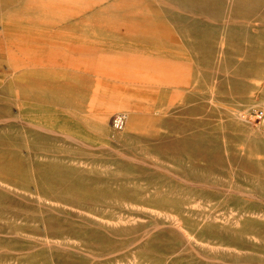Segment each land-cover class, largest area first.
Masks as SVG:
<instances>
[{"label":"rangeland","instance_id":"374dc122","mask_svg":"<svg viewBox=\"0 0 264 264\" xmlns=\"http://www.w3.org/2000/svg\"><path fill=\"white\" fill-rule=\"evenodd\" d=\"M0 264H264V0H0Z\"/></svg>","mask_w":264,"mask_h":264},{"label":"bare ground","instance_id":"6f19581e","mask_svg":"<svg viewBox=\"0 0 264 264\" xmlns=\"http://www.w3.org/2000/svg\"><path fill=\"white\" fill-rule=\"evenodd\" d=\"M73 1V0H72ZM76 1V0H75ZM50 2V1H49ZM55 2H57V1H55ZM61 2V1H60ZM65 2H67V0H65ZM36 4V3H35ZM32 5V2H31V4L30 3H28V2H26V3H23V4H21V6L19 7V11H20V14H19V18H17L16 20H17V22H23V23H33V24H37V25H39V24H41V21H46L45 19L43 20V17H42V15H41V12H40V10H41V8L42 7H40L39 5ZM67 4V3H66ZM170 5H173V4H170ZM79 6V5H78ZM117 6V5H116ZM112 7V6H111ZM124 7V6H123ZM49 8V7H48ZM54 8V7H53ZM56 8V7H55ZM67 8V7H66ZM170 8H172V7H170ZM45 9V8H44ZM64 9V8H63ZM62 9V10H63ZM70 9V8H69ZM89 9V8H88ZM119 9V8H118ZM120 9H121V7H120ZM123 10H125V9H123ZM128 10H130V9H128ZM172 10H174V9H172ZM61 11V10H60ZM59 11V12H60ZM69 11V10H68ZM72 11V10H71ZM90 11V10H89ZM133 11V10H132ZM175 11V10H174ZM178 11V10H177ZM181 11V10H180ZM179 11V12H180ZM74 12L76 13V9H74ZM134 12V11H133ZM17 13V12H16ZM55 13H57V12H55ZM77 13H78V11H77ZM95 14V13H94ZM50 15V14H49ZM120 15V14H119ZM53 16V15H52ZM75 16V15H74ZM56 17V16H55ZM53 18V17H52ZM69 18V15H67V13L66 14H62V15H59V17H58V19H59V21L60 22H58V24H61V23H63V22H65V20L66 19H68ZM140 18V17H139ZM48 19V18H47ZM54 19V18H53ZM53 19L51 20V22L53 23L54 21H53ZM74 19V18H73ZM142 19V18H141ZM69 20V19H68ZM71 21V20H70ZM77 21V20H76ZM38 22H39V24H38ZM50 22V21H49ZM74 22V21H73ZM29 25V24H28ZM43 25H45V24H43ZM42 25V26H43ZM88 25V24H87ZM49 26V25H48ZM60 26V25H59ZM88 28V27H87ZM95 28V27H94ZM54 30V29H53ZM87 30H89V28L87 29ZM86 33H88V32H86ZM98 58V57H97ZM136 65H138V63L136 64ZM156 73H158V72H156ZM173 75V74H172ZM40 128V127H39ZM42 129V128H41ZM45 130V129H44ZM144 164V163H143Z\"/></svg>","mask_w":264,"mask_h":264},{"label":"crops","instance_id":"0c3cea01","mask_svg":"<svg viewBox=\"0 0 264 264\" xmlns=\"http://www.w3.org/2000/svg\"><path fill=\"white\" fill-rule=\"evenodd\" d=\"M21 4H23V3H21ZM21 4H18L17 6L13 7L12 12L9 14L10 15L9 17H12L11 20H15L17 22L16 19L20 17L19 16V14H20L19 7L21 6Z\"/></svg>","mask_w":264,"mask_h":264},{"label":"built area","instance_id":"2783aa9c","mask_svg":"<svg viewBox=\"0 0 264 264\" xmlns=\"http://www.w3.org/2000/svg\"><path fill=\"white\" fill-rule=\"evenodd\" d=\"M263 116V114H261L260 115V117H262ZM122 118H118V120L116 121V124L118 125V124H120V120H121Z\"/></svg>","mask_w":264,"mask_h":264}]
</instances>
